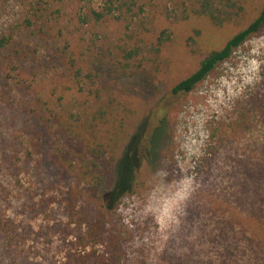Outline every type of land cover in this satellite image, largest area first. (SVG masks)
<instances>
[{"label":"rangeland","instance_id":"obj_1","mask_svg":"<svg viewBox=\"0 0 264 264\" xmlns=\"http://www.w3.org/2000/svg\"><path fill=\"white\" fill-rule=\"evenodd\" d=\"M31 1L0 0V34L11 35L0 54V246L8 224L16 258L59 264L80 251L78 230L88 229L96 212L71 172L51 162L68 147L53 115L78 97L60 52L61 28L89 44V57L93 49L95 86L135 109L131 136L111 172L113 180L131 156L136 188L121 197L105 231L119 243L86 244L85 251L105 250L119 258L116 264H264V199L241 191L248 180L238 165L255 161L256 144L264 142V24L192 91L174 94L170 81L193 70L200 51L221 45L239 26H215L193 13L175 19L178 0H137L143 10L136 6L128 21L86 23L77 15L100 10L101 0H60L58 23L38 31L22 24ZM263 1L245 0L247 15L255 17ZM126 22L135 38L151 25L170 33L158 72L102 58L126 38ZM147 122L148 131L135 138Z\"/></svg>","mask_w":264,"mask_h":264},{"label":"trees","instance_id":"obj_2","mask_svg":"<svg viewBox=\"0 0 264 264\" xmlns=\"http://www.w3.org/2000/svg\"><path fill=\"white\" fill-rule=\"evenodd\" d=\"M59 1L29 2V16L24 17L22 24L26 27L35 25L34 29L38 31H42L43 26L53 27L56 22L58 23L61 14L60 9L55 7V2ZM101 1L100 10L88 8L84 13L77 15L79 20L88 23L91 20L106 22L109 19H115L122 23L133 18L134 15L130 13L136 6L143 10V6L138 5L137 0ZM175 2V19L186 18L193 13L208 17L215 26L229 22L239 26V29L227 37L221 45L204 52L200 51L193 70L170 81L169 90L172 93L184 94L192 91L220 62L228 59L235 48L260 30L264 24V1L255 17L247 15L244 9L245 0H178ZM178 4L181 7L177 6ZM130 25L129 22L124 23L123 33H126V38L119 39L114 49L108 48V51H102V58L105 54L107 62H116L123 68L158 72L162 48L170 40V33L165 28L156 32L155 27L151 25L149 28L146 27V30L138 31L136 33L138 37L135 38ZM57 31V36L63 39L60 52L69 64L70 78L78 86L76 91L78 97L67 99L65 105H73L59 108L60 111L53 115L57 123L56 128L65 136L68 147L54 156L51 162L58 168L70 171L77 183L81 185L82 195L90 197L93 203L97 204L96 212L91 216L92 220H88V229L78 230L80 233L76 238L82 248L80 251L74 250L73 253L68 254L59 264H116L119 258L105 256V250H85L86 244L92 246L96 245V242H105L108 239L110 244L115 241L116 244L119 243L116 237L113 240L105 231L109 218L114 214L121 197L134 192L136 188L137 182L133 175L134 163L131 156L123 159L119 167V175H114L113 180L111 172L113 165L117 170L116 163L120 151L131 136L135 109L129 101L119 99L112 92L107 93L106 96L101 89H98L99 87L95 86L92 58L94 51L92 49L89 57L91 50L89 44L83 45L75 31H69L72 35L67 34L68 31L63 33L61 28ZM10 39L11 35L0 34V54ZM188 46L190 51H195L193 45L188 44ZM150 122L152 123V120ZM148 126V122L142 125L134 137L138 138L141 132L143 136L148 131ZM158 129H154L152 136ZM255 150L259 154L255 161L251 162L247 159L238 161L248 180L243 179L239 188L243 193H255L259 199L263 200L264 142L257 143ZM72 194L77 195L74 192ZM71 198L74 197L71 195ZM71 198L69 201L72 205ZM81 214L79 212L80 216ZM82 222H84L82 219L77 221L78 228ZM3 232L5 241H1L2 259L0 261L12 264H17L15 261L18 264H36L27 256L16 258L10 247L14 242L11 227L6 224Z\"/></svg>","mask_w":264,"mask_h":264}]
</instances>
